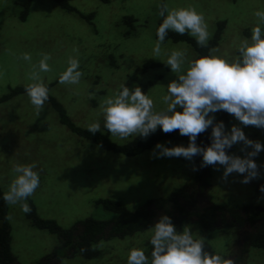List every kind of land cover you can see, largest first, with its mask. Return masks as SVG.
<instances>
[{"label": "rangeland", "instance_id": "obj_1", "mask_svg": "<svg viewBox=\"0 0 264 264\" xmlns=\"http://www.w3.org/2000/svg\"><path fill=\"white\" fill-rule=\"evenodd\" d=\"M68 1L82 12L94 11L93 23L63 9L54 0H32L30 15L22 21L18 17L28 0H0V97L11 87L31 82L29 74L33 66L38 70L42 54L47 53L51 57L48 61L50 71L40 73L45 84L55 80L67 68L69 57H77L83 72L80 82L73 85L58 81L50 88V93L64 104L77 124L87 127L88 123L99 120L101 129L102 102L122 83L132 88L155 78V84L149 86L146 93L153 98L154 109L163 110L166 105L162 97L166 94L167 85L178 77V73H173L163 60L173 49L185 50L187 59L197 55L187 42L172 40L163 42L160 57L153 55L161 3L166 2L169 8L194 6L197 11L203 12L210 38L218 22L226 21L216 48L219 54L229 57L237 54L235 44L250 37L251 28L258 22L254 12L264 9V0ZM127 15L138 19L134 28L124 22ZM25 52L31 54V61L23 60ZM111 53L117 61L116 66L110 65ZM147 59L162 62L163 66L146 70L143 64ZM102 89L106 91L95 95ZM209 115L216 119L218 111ZM233 124L242 127L249 139L264 143V129L245 126L233 116L226 131H230ZM135 136L120 139L110 134V138L120 144L128 143ZM159 143L167 147L182 144L170 139ZM87 144L88 141H81L60 122L57 112L48 102L39 114L26 93L0 103V186L4 193L7 192L15 176L14 166L35 161L40 185L30 198L38 214L55 219L64 228H71L89 216L100 219L111 217L112 214L102 205H95L94 198L112 197L122 200L130 208H136L147 198L169 195L192 181L196 173L193 157L191 160L183 156L156 157L153 154L155 145L136 156H125L99 146H93L88 151ZM252 150L251 146L240 141L233 144L227 153L243 157ZM254 159L260 165L261 175L247 184L241 182L246 174L233 172L224 180L223 165L217 163L209 167L211 188L207 190L213 202L241 207L264 206V193L260 191V185L264 184V151ZM194 189L199 203L202 206L207 204V190ZM8 216L11 217L8 221L11 225L12 252L19 263L36 264L52 254L59 245V236L34 226L27 213L21 211L20 203L9 204ZM172 222L177 223L175 220ZM183 223L184 226H191L197 238L203 236L198 222L187 220ZM242 233V228L227 224L222 228L216 227L205 240L214 251L233 259L235 264H264V249L250 247L248 253H244L237 248L243 243ZM151 234L149 227L133 236L114 238L102 246L103 258L86 261L76 256L72 258L76 259L73 262L65 258L63 264H127L128 250L133 247L149 248ZM238 255L242 258L237 261ZM52 261L53 264L61 263L56 259Z\"/></svg>", "mask_w": 264, "mask_h": 264}, {"label": "clouds", "instance_id": "obj_2", "mask_svg": "<svg viewBox=\"0 0 264 264\" xmlns=\"http://www.w3.org/2000/svg\"><path fill=\"white\" fill-rule=\"evenodd\" d=\"M159 7L163 19L156 29L157 38L152 48L155 57L161 56V45L170 31L195 38L198 46L208 48V54L187 59L185 50H171L163 63L173 73H178V77L167 85L162 97L166 105L163 110L154 109L153 98L141 86L129 88L122 83L102 102L103 128L120 139L133 135L147 138L157 129L164 133L178 129L180 135L189 136L188 145L167 147L158 142L153 149L156 157L183 156L191 160L199 153L202 154L200 167L218 163L224 166L222 179L227 180L231 173L237 172L246 174L242 183H249L261 175L260 165L254 157L264 151V143L249 139L243 128L236 124L230 131H225L223 121L212 127L210 146L202 147L196 141L198 134L213 125L215 117L209 113L218 110L234 114L245 126L264 128V9L254 12L258 22L251 28L250 37L235 44L237 54L229 57L219 54L216 47H208L210 32L203 12L194 6L169 8L166 2ZM22 58L25 61L32 59L28 52L23 53ZM50 59L49 54H42L38 70L33 66L29 74L31 82L25 85V93L37 114L43 111L49 99V88L40 73L50 71ZM82 75L80 60L69 57L67 68L59 75V83L78 84ZM101 127V122L94 120L88 123L87 130L95 134ZM240 141L253 150L243 157L226 152ZM36 169L35 161L16 164L13 168L15 176L2 196L10 205L20 203L23 213L32 211L27 201L40 185V173ZM260 191L264 193V184L260 185ZM151 233V257L143 248L133 247L129 250L127 264H235L233 259L216 251L209 252L205 237L197 238L191 226H184L179 231L169 215L160 216L151 226Z\"/></svg>", "mask_w": 264, "mask_h": 264}, {"label": "trees", "instance_id": "obj_3", "mask_svg": "<svg viewBox=\"0 0 264 264\" xmlns=\"http://www.w3.org/2000/svg\"><path fill=\"white\" fill-rule=\"evenodd\" d=\"M54 1L63 9L77 13L87 22L93 23V18L95 16L94 11L89 13L82 12L68 0ZM31 4L32 0H28V2L24 3V8L18 17L19 20H27L30 15ZM162 19L163 18L160 17L158 26L162 22ZM137 20L138 19L133 15L124 16V22L131 28L135 27ZM225 26L226 21L218 22L214 35L209 39V48L219 45ZM128 33L130 32L128 31ZM165 40L187 42L196 51V56L208 54V48L198 46L195 38L187 34L181 36L178 33L170 31ZM114 58L113 53H111L109 60L111 66L118 65ZM81 65L82 64H80V66ZM158 66H163V63L154 59H147L143 64V68L146 70ZM58 81L59 76L46 84L49 88V99L46 102L57 112L62 124L66 125L70 131L75 133L81 141H88V151L89 149L91 150L93 146H99L110 152L120 153L125 156H136L143 153L145 150L151 149L161 140H176L181 142L184 146H187L189 143V136L180 135L178 129L169 133H164L162 130L157 129L155 133H151L147 138L135 136L131 141L124 144L113 141L110 138V133L104 128L92 134L87 130V127L80 126L72 120L64 104L50 93V88ZM153 84H155V78L152 77L139 86H141L146 93L148 87ZM25 85L26 84H21L11 87L9 92L0 97V103L9 101L13 97L25 93ZM105 91L106 89L99 90L95 95L102 94ZM233 116L234 114H230L226 110H218V115L216 119H214L213 125H210L208 129L198 134L196 143L202 147L210 146L212 142V127L216 123L223 121L226 131ZM231 148H227L226 152H229ZM193 158L196 166L194 178L182 187L172 191L169 195L147 198L142 205L136 208H130L122 200L112 197L94 198L93 202L95 205H102L105 210L112 214L111 217L100 219L89 216L78 221L71 228L62 227L55 219L41 217L37 212L33 199L29 197V205L32 211L27 213V217L30 219L31 223L38 228L49 230L59 236V245L55 247L54 252L36 264H53V259L59 260L63 264L65 258L73 262L76 259L72 258L76 256L86 259V261L103 258L104 250L102 246L106 242L114 238L123 239L133 236L151 227L162 215H169L172 220H175L177 222L175 225L179 231L183 230V222L187 220L198 222L204 237H208L216 227L222 228L227 224H235L237 229H243V233L240 235L243 238V243L237 247L238 249L244 253H248L250 247L264 249V206L243 205L241 207L213 202L209 194L211 185L208 182V177L211 174L209 167L211 165L200 167L202 163V154L198 153L194 155ZM194 188L197 190H207V188H209V191L207 190V204L202 206L199 203V198ZM3 193L4 190L0 186V264H21L12 252L11 225L8 219H6V217H8L9 204L3 200ZM219 222L221 225H217ZM148 244L149 248L146 247L144 250L145 254L150 258L152 245L150 242H148ZM205 247L209 252L214 251L213 247L206 240ZM236 258L238 261L242 256L238 255ZM82 260L81 262H83ZM89 263L85 262L83 264ZM90 264H92V262Z\"/></svg>", "mask_w": 264, "mask_h": 264}]
</instances>
